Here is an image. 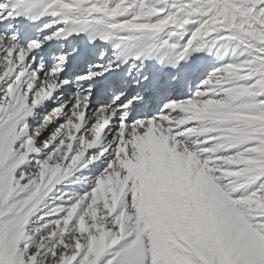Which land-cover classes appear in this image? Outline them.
<instances>
[{"label": "snow or ice", "instance_id": "snow-or-ice-1", "mask_svg": "<svg viewBox=\"0 0 264 264\" xmlns=\"http://www.w3.org/2000/svg\"><path fill=\"white\" fill-rule=\"evenodd\" d=\"M0 264H264V0H0Z\"/></svg>", "mask_w": 264, "mask_h": 264}]
</instances>
